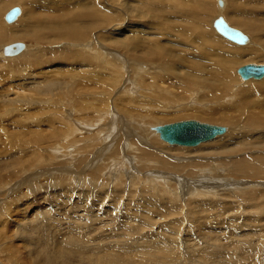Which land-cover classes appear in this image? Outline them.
Here are the masks:
<instances>
[{
    "label": "rangeland",
    "instance_id": "rangeland-1",
    "mask_svg": "<svg viewBox=\"0 0 264 264\" xmlns=\"http://www.w3.org/2000/svg\"><path fill=\"white\" fill-rule=\"evenodd\" d=\"M223 1L0 0V34L19 32L28 47L16 61H0V264H264V123L247 115L252 104L264 108V79L237 75L264 65V41L239 25L264 30V0ZM15 7L22 17L8 26L4 15ZM218 19L246 43L221 36ZM138 65L145 73L135 79ZM152 74V94L168 101L142 100ZM233 88L237 109L221 105ZM145 108L154 115L140 120ZM153 119L228 132L202 147L169 146ZM224 148L239 151L219 154V171L199 172L214 166L200 167L198 155ZM159 159L178 169L151 165ZM245 161L248 174L238 168Z\"/></svg>",
    "mask_w": 264,
    "mask_h": 264
},
{
    "label": "bare ground",
    "instance_id": "bare-ground-1",
    "mask_svg": "<svg viewBox=\"0 0 264 264\" xmlns=\"http://www.w3.org/2000/svg\"><path fill=\"white\" fill-rule=\"evenodd\" d=\"M44 1V0H43ZM219 1L220 0H217V2H218V6L220 7V8H223V7H225V1H223V0H221L222 2H223V5H219ZM151 4V3H150ZM145 5H147V4H145ZM149 5V4H148ZM1 7H3V5L1 6ZM0 7V8H1ZM217 7V6H216ZM19 8V7H18ZM44 8V7H43ZM13 9V8H12ZM37 9H39V8H37ZM163 9V8H162ZM2 10H4V9H2ZM20 10H21V8H20ZM26 10V9H25ZM30 10V9H29ZM161 10V9H160ZM9 11H11V10H9ZM8 11V12H9ZM222 11V10H221ZM2 12V11H1ZM7 12V13H8ZM22 10H21V13H20V15H19V17L13 22V23H8V22H6V20H5V17H6V15H7V13L4 15L5 17H4V21H5V23L8 25V26H11L12 24H14V23H16L17 22V20L20 18V17H22L21 15H22ZM164 12V11H163ZM162 13V12H161ZM24 14V13H23ZM26 14V13H25ZM241 14V13H240ZM29 16V15H28ZM19 21H21V20H19ZM152 21V20H151ZM215 22V21H214ZM19 23V22H18ZM162 23V22H161ZM226 25V26H228V27H230L224 20H222V19H218L215 23H214V26H215V28H216V30H217V32L221 35V36H223L224 38H226V39H228V40H230V41H232V39L231 38H229V37H226V35L224 34V32H222L221 31V28H222V25ZM235 24H237V23H235ZM33 25H35V24H33ZM198 25H200V24H198ZM205 25V24H204ZM240 27H243V28H245L248 32H250V33H252L253 35H254V37H255V35L257 36V37H259L260 38V40H261V42L262 41H264V30H256V28L252 25V24H249V23H244V22H241L240 21ZM28 26H31L32 27V25H28ZM214 26H213V28H214ZM161 27V26H160ZM175 27V26H174ZM178 27V26H177ZM26 28H29V27H27L26 26ZM206 28V27H205ZM231 28V27H230ZM239 28V27H238ZM21 29V28H20ZM31 29V28H30ZM33 29H35V28H33ZM166 29V28H165ZM168 29V28H167ZM180 29H182V28H180ZM231 29H233V28H231ZM22 30V29H21ZM29 30V29H28ZM32 30V29H31ZM148 30V29H147ZM175 30V29H174ZM215 30V29H214ZM215 30V31H216ZM233 30H236V29H233ZM15 31V30H14ZM16 31H18V30H16ZM167 31V30H166ZM177 31V30H176ZM237 32H239L240 33V35H241V38H240V40L242 41V42H240V43H238V41H233L234 43H236V44H240V45H243V44H245L246 43V37L240 32V31H238V30H236ZM259 32L260 34L258 35L256 32ZM31 32V31H30ZM19 32H13V31H10V30H8V29H5V30H3V32H2V34H0V45H2V44H8V45H11V43L10 42H16L18 39H17V34H18ZM162 33V32H161ZM176 33V32H175ZM185 33V32H184ZM203 33V32H202ZM169 34V33H168ZM218 34V35H219ZM207 35V34H206ZM239 35V36H240ZM189 36V35H188ZM187 36V37H188ZM202 36V35H201ZM30 37V36H29ZM208 37V36H207ZM211 37H213V36H211ZM28 39V38H27ZM31 39V38H30ZM184 39V38H183ZM34 40V39H33ZM203 40V39H202ZM227 40V41H228ZM32 41V40H31ZM24 42V41H23ZM33 42V41H32ZM204 42V41H203ZM217 42H218V40H217ZM10 43V44H9ZM16 43H19L18 41L16 42ZM95 43V42H94ZM206 43H207V41H206ZM230 43V42H229ZM13 44H15V43H13ZM8 45H5V46H3V47H0V56H3V54H4V48L6 47V46H8ZM25 45V44H24ZM249 45H252V43H250ZM261 45L262 44H260V47H261ZM31 46V45H30ZM30 46H29V48H30ZM204 46V45H203ZM238 46V45H237ZM206 47V46H205ZM240 47H242V46H240ZM28 47H27V45H25V49H24V53L22 52L21 54H19V55H17V56H7L6 58H4V59H1V57H0V61H2V60H8L9 62H11V61H16L18 58H20V57H23L26 53H27V51H28V49H27ZM128 48V50L129 51H133V50H135V48H133V47H127ZM209 48V47H208ZM211 49V48H210ZM154 50V49H153ZM166 50V49H165ZM195 50V49H194ZM197 50V49H196ZM208 50V49H207ZM214 50V49H213ZM159 51V50H158ZM161 51V50H160ZM198 51V50H197ZM231 51H234V50H231ZM236 51V55H238V56H252V55H255L253 52H250V51H245V50H235ZM217 52H220V51H217ZM168 53V52H167ZM200 53V52H199ZM94 54V53H93ZM176 55V54H175ZM213 55V54H212ZM205 56V55H204ZM204 56H202V57H204ZM217 56H219L218 54H217ZM213 58V57H212ZM223 58V57H222ZM122 59V58H121ZM193 59V58H192ZM214 59H215V57H214ZM211 60H213V59H211ZM110 61V60H109ZM119 61V60H118ZM123 61V60H122ZM195 61V60H194ZM230 62V61H229ZM112 63V62H111ZM203 63V62H202ZM216 63V62H215ZM214 63V64H215ZM13 64V63H12ZM183 64H186L184 61H183ZM225 64V63H224ZM170 65H172V64H170ZM174 65V64H173ZM209 65V64H208ZM222 65V64H221ZM141 65H138L137 67H136V69H137V72H136V76H135V74H134V78L136 79L138 76H140V75H142L143 73H145L144 71H145V69H143V68H141L140 67ZM220 66V65H219ZM13 67V66H12ZM159 67V66H158ZM158 67H156V68H158ZM175 67V66H174ZM215 67H218V66H215ZM244 67V66H243ZM220 68V67H219ZM218 69V68H217ZM221 69V68H220ZM11 70H15V68L14 69H11V67L10 66H8V71H10L11 72ZM171 70V71H170ZM170 72L169 73H171L172 72V68H170ZM233 70V69H232ZM239 70V69H238ZM238 70H237V75H239V77H241V79L243 80V81H245V82H248V81H263V79H264V77L263 78H258V79H255V78H250V79H247V80H245V79H243L242 78V76L238 73ZM150 71V70H149ZM155 71V70H154ZM220 71H222V70H220ZM219 71V72H220ZM148 72V71H147ZM227 72V71H226ZM232 72V71H231ZM224 73H225V71H224ZM228 73V72H227ZM224 74V75H228V74ZM147 74V73H146ZM172 74V73H171ZM171 74H169L170 76H173V75H171ZM222 74V73H221ZM221 74H220V76H221ZM230 75V74H229ZM204 76V75H203ZM21 77H23V76H21ZM25 77V76H24ZM30 78V77H29ZM133 78V77H132ZM141 78V77H140ZM139 78V79H140ZM231 78V77H230ZM24 79V78H23ZM150 79H152L153 81H154V83H152L147 89H149V92H140L141 93V98H142V100L143 101H154V102H157V101H160V100H162V101H168V99H166V98H161V97H159V96H157L156 94H152V93H154L158 88H159V84H158V82H156L157 80H159V76H157V75H155V74H152V75H150ZM223 79H225V78H223ZM222 79V80H223ZM227 79H229V76H228V78ZM175 80V79H174ZM177 80V79H176ZM136 81V80H135ZM189 79H187L186 81H185V83L187 82V84H188V86H189ZM230 81V80H229ZM15 83H17V82H15ZM31 83V82H30ZM130 83H131V81H130ZM258 83V82H257ZM129 84V80H128V82L124 85V91L126 90H128V85ZM182 84V83H181ZM253 84V83H252ZM183 85V84H182ZM198 85V84H197ZM204 85H205V83H204ZM178 87V86H177ZM203 87V86H202ZM133 89H132V93L134 92V93H136V92H138V90H139V86L137 85V88L135 89V86H133L132 87ZM196 89L195 90H197V87H195ZM238 88V87H237ZM177 89V88H176ZM185 89V88H184ZM206 89V88H205ZM204 89V90H205ZM239 89V88H238ZM238 89H236L235 90V88H233V89H230V90H227V91H225L222 95H221V97H222V101H221V105H225L226 103V106H230V105H233L232 107H234V108H239L241 105L239 104V103H236V105L235 104H233V101H234V99H235V95H236V92L238 91ZM131 90V89H130ZM129 90V91H130ZM201 90H202V88H201ZM123 91V92H124ZM125 91V92H126ZM198 91H199V88H198ZM182 92H183V90H182ZM188 91H187V89H186V93H187ZM195 92H197V91H195ZM195 92H192L191 93V95H192V97L193 98H200V94L202 93H200V91H199V93L200 94H197V93H195ZM207 92L208 91H205L204 93L205 94H207ZM252 93H253V91H252ZM203 94V93H202ZM247 94V93H246ZM135 95V94H134ZM183 95V94H182ZM185 95V94H184ZM204 96V95H203ZM247 96H248V94H247ZM185 96H183V97H180L179 98V106L181 107V110H183L184 112H187V111H189V109H187L186 107H185V105L187 106V103H186V101L188 100V97H187V99H185L184 98ZM202 97V96H201ZM148 99V100H147ZM251 100V99H250ZM252 100H254V99H252ZM256 100H258V99H256ZM64 101V100H63ZM255 103V102H254ZM44 104V103H43ZM51 104V103H50ZM64 105V104H63ZM235 105V106H234ZM48 106H49V103H48ZM57 107V106H56ZM55 107V108H56ZM60 107V106H59ZM246 108H247V106H246ZM58 109V108H57ZM68 110V109H67ZM70 110V109H69ZM73 111V110H72ZM148 111H150L148 108H145L144 109V111L142 112V114H141V116H140V120H142L144 117H146V116H152V115H154L153 113H151V112H148ZM245 112H246V110H245ZM73 113H74V111H73ZM194 113H199V112H194ZM69 114V116H71V114L70 113H68ZM77 114H79V113H75V115H77ZM165 114V116H168V115H166L167 113H164ZM163 114V115H164ZM103 115V114H102ZM105 115H107V114H105ZM247 115H248V120H249V123L251 122L253 125H257V124H262V123H264V108H263V106L261 105L260 106V108H259V106H258V104H256L255 103V106L252 104V109H249V112H247ZM79 116V115H78ZM81 116V115H80ZM110 116V115H109ZM165 116H163L164 117V119L166 118ZM192 116H197V115H192ZM75 117V116H74ZM102 117V116H101ZM106 117H108V115L106 116ZM162 118V116H159V117H157V118ZM78 119V118H77ZM98 119V118H97ZM101 119V118H100ZM156 119V118H155ZM153 119V120H151L150 121V124L153 122V121H156V122H158V119ZM200 119H204L202 116L200 117ZM247 120V121H248ZM247 121H246V125H247ZM132 123H134V122H132ZM154 123V122H153ZM160 124V123H159ZM159 124H157V125H153V124H151L150 125V127H155V128H153V131L156 133L157 132V130H156V127L157 126H159ZM226 124H228V125H230V126H234L235 124L234 123H232V122H230V121H228ZM259 124V125H260ZM136 126V128L137 129H140V130H147L148 128H150V127H146V126H144V125H142V124H133V126ZM208 125H210V124H208ZM250 125V124H249ZM99 126V125H98ZM132 126V125H131ZM210 126H213V125H210ZM97 127V126H96ZM95 127V128H96ZM112 127H113V124H112ZM214 127H217V128H221L223 131H222V133H220L219 135H217L215 138H213L212 140H209V141H206V142H212L213 140H216L218 137H220V136H223V135H225L228 131H227V128H225V127H221V126H214ZM237 126H235L234 128H236ZM128 128H132V127H130V126H128ZM134 128V127H133ZM251 128V127H250ZM254 128V127H253ZM259 128V127H258ZM80 129H83V130H86V129H84V128H82V126L80 127ZM79 129V130H80ZM91 129V128H90ZM90 129H89V131H90ZM136 129V130H137ZM237 129V128H236ZM256 129V128H255ZM75 130V129H74ZM88 130V129H87ZM94 130V129H93ZM148 130H150L151 131V128L150 129H148ZM235 131V130H234ZM254 131V130H253ZM88 132V131H87ZM97 131H95V133H96ZM231 132V131H230ZM77 133V132H76ZM83 133V131H81V134ZM86 133V132H85ZM90 134V133H89ZM92 134V133H91ZM94 134V133H93ZM158 136H159V134H158V132L156 133ZM83 135V134H82ZM86 135V134H85ZM96 135V134H95ZM147 135L149 136V135H151V132L149 133V131L147 132ZM101 136V135H100ZM160 137V136H159ZM225 137H227V136H225ZM231 137V136H230ZM235 136H233V138H234ZM238 136H236V138H237ZM230 139V138H229ZM237 139H239V138H237ZM161 140V139H160ZM228 140V139H227ZM234 141H236V139H233ZM162 141V140H161ZM132 142H135V141H132ZM131 142V143H132ZM206 142H203V143H206ZM240 142H241V140H240ZM127 143V142H126ZM165 143V142H164ZM203 143H201V144H199L198 146H195V147H199L200 145H201V147H202V144ZM231 144H232V142H230ZM237 143V142H236ZM235 143V145L237 146V144ZM116 142H111L109 145H108V147L105 149V152L106 151H109V149L110 148H112V146H116ZM212 144V143H211ZM234 144V143H233ZM239 144H241V143H239ZM238 144V145H239ZM169 146H173V145H169ZM175 146H177V145H175ZM208 145H206L205 147H207ZM211 146V145H210ZM229 147H230V144L228 145ZM233 146V145H232ZM236 146H234V148L236 147ZM151 147V146H150ZM178 147H181V146H178ZM182 147H185V146H182ZM195 147H187V148H195ZM204 147V146H203ZM131 148H133L134 150H135V147L133 146V145H129V143H128V149L129 150H131ZM139 148V147H138ZM152 148V147H151ZM176 148V147H175ZM233 148V147H232ZM132 149V150H133ZM136 149H137V147H136ZM153 149H154V147H153ZM186 150V149H185ZM190 150V149H189ZM104 151V150H103ZM112 151H114V148H113V150ZM238 151L239 150H234V149H230V148H224V149H222V150H220V151H209V152H203L200 156L198 155V158L200 157V158H202L201 159V161L202 162H200V167L201 166H203L204 164H208V165H213L214 167L213 168H207V169H205L204 171H199V172H206V173H214L215 171H219L220 170V168H218L219 166H220V163L219 162H217L219 159V161H222L221 160V156L220 155H223V156H225L226 154L227 155H229V157H232V156H237L235 153L237 152L238 153ZM220 154V155H219ZM235 154V155H234ZM64 155V154H63ZM150 155L149 154H144L143 155V157H149ZM172 157V156H171ZM170 157V158H171ZM247 159V158H246ZM133 160L134 161H137V159L136 158H133ZM206 160H208V161H206ZM250 160V159H249ZM97 160H95V161H93V163H95ZM244 161V160H243ZM247 161V160H246ZM245 161V163L246 164H242V165H240L238 168H242L243 170H245L244 172H245V174L247 173L246 172V170L247 169H249L248 168V163L249 162H246ZM252 161V160H251ZM223 162V161H222ZM222 162H221V164H222ZM242 162V161H241ZM113 163V162H112ZM92 164V163H91ZM170 164V163H169ZM167 162H165V160L163 161L162 159H159L156 163L154 162V163H151V165H155L156 167H160V168H166L168 171H169V168H177L178 169V165H169ZM199 164V163H198ZM159 168V169H160ZM232 168V167H231ZM233 168H235V166L233 167ZM156 170H157V168H155ZM166 169H165V171H166ZM184 168H182V170H183ZM185 170V169H184ZM238 169H236V171H237ZM180 171V170H179ZM224 171V170H223ZM242 172V171H241ZM154 173V172H153ZM160 173H158V174H153V175H151V174H146L148 177H150V175H151V177L152 176H154V175H159ZM241 174V173H240ZM248 174V173H247ZM245 176V175H244ZM247 176V175H246ZM145 177V176H144ZM175 179V178H174ZM20 185V184H19ZM235 187H236V185H235ZM77 238V237H76ZM83 238V237H82ZM67 240V239H66ZM76 241V240H75ZM59 242H61V241H59ZM80 242V241H79ZM81 243V242H80ZM72 245V244H71ZM79 245V244H78ZM75 247V246H74ZM78 247V246H77ZM162 251V250H161ZM84 258V257H83ZM80 260V259H79ZM69 261V260H68Z\"/></svg>",
    "mask_w": 264,
    "mask_h": 264
},
{
    "label": "water",
    "instance_id": "water-1",
    "mask_svg": "<svg viewBox=\"0 0 264 264\" xmlns=\"http://www.w3.org/2000/svg\"><path fill=\"white\" fill-rule=\"evenodd\" d=\"M219 5H223L221 0L219 1ZM20 13V8H13L7 13L5 17L6 22L13 23L19 17ZM221 31L224 32L226 37H229L232 40H238L241 38L239 32L224 24L222 25ZM24 49L25 45L19 42L6 46L4 48V54L6 56H17L21 54ZM238 73L245 80L250 78L261 79L264 77V65L249 64L239 68ZM156 130L163 142L169 145L185 147L198 146L203 142L212 140L223 131L221 128L210 126L208 124L194 120L159 126L156 128Z\"/></svg>",
    "mask_w": 264,
    "mask_h": 264
}]
</instances>
